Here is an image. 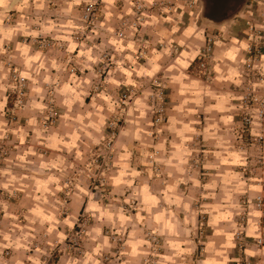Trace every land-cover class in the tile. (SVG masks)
Listing matches in <instances>:
<instances>
[{"label": "clouds", "instance_id": "9594fccd", "mask_svg": "<svg viewBox=\"0 0 264 264\" xmlns=\"http://www.w3.org/2000/svg\"><path fill=\"white\" fill-rule=\"evenodd\" d=\"M182 6L0 0V264H264V0Z\"/></svg>", "mask_w": 264, "mask_h": 264}, {"label": "rangeland", "instance_id": "374dc122", "mask_svg": "<svg viewBox=\"0 0 264 264\" xmlns=\"http://www.w3.org/2000/svg\"><path fill=\"white\" fill-rule=\"evenodd\" d=\"M183 6L178 8L177 11V17L176 19L178 22L183 25L184 23H187L189 21L194 22L197 26L202 28L206 33H212L216 34L219 29H224L226 33H228L231 30V24L230 23H224V24H217L212 23L204 18V5L201 0H178ZM246 2V0L238 1V3L234 6L235 12H233L231 15H234L236 12H238L243 4ZM175 7V4L172 5ZM231 18V17H230ZM224 22V21H222ZM221 23V22H219ZM145 39H148V37H145ZM165 95H168V91L165 92ZM167 103V101H166ZM202 119V117H201ZM242 117L240 115H237V120H241ZM245 127H247L245 125ZM247 139V137H245ZM6 152V149L4 146L0 145V153ZM264 167V166H261ZM258 174L262 178H264V171H260L258 173H254L252 171L246 173V175H253ZM264 195V194H262ZM63 199V196L61 197ZM69 204H72L74 211H80V209L73 204L72 200H68ZM207 235H210V232H206Z\"/></svg>", "mask_w": 264, "mask_h": 264}, {"label": "water", "instance_id": "95a60500", "mask_svg": "<svg viewBox=\"0 0 264 264\" xmlns=\"http://www.w3.org/2000/svg\"><path fill=\"white\" fill-rule=\"evenodd\" d=\"M204 5V18L212 23L230 19L234 6L242 0H201Z\"/></svg>", "mask_w": 264, "mask_h": 264}]
</instances>
